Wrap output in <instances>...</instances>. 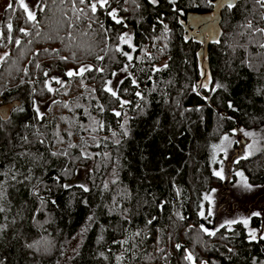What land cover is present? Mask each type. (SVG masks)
<instances>
[{"label":"trees","instance_id":"1","mask_svg":"<svg viewBox=\"0 0 264 264\" xmlns=\"http://www.w3.org/2000/svg\"><path fill=\"white\" fill-rule=\"evenodd\" d=\"M7 1L0 264H55L77 233L65 264H264L258 214L206 225L226 141L264 185V0L221 9L203 62L182 21L214 0Z\"/></svg>","mask_w":264,"mask_h":264},{"label":"rangeland","instance_id":"2","mask_svg":"<svg viewBox=\"0 0 264 264\" xmlns=\"http://www.w3.org/2000/svg\"><path fill=\"white\" fill-rule=\"evenodd\" d=\"M29 8H33L36 0H24ZM8 4L7 0H3L0 4V16L3 7ZM130 29L124 35L126 40L132 41ZM125 71L122 69L117 72L110 82L109 87L111 89L116 88L119 79ZM45 103H38V107L41 111L45 109ZM237 136L235 137V139ZM230 139V138H229ZM234 140L231 139V141ZM237 140V139H236ZM248 141V138H246ZM226 154L221 168V174L223 176V184L213 189L209 195L211 201L210 217L206 219V225L214 228L221 222L232 221L235 219L247 220L252 214L256 213L261 218V225L252 231V236L264 235V185L251 184L239 175L238 178L233 180L230 175L232 170V161L239 154L245 153L247 143L237 142L233 145L230 140L226 141ZM242 146V150L239 152V146ZM239 152V153H238ZM86 167H80L77 169L74 181L84 182ZM81 240V233H77L73 237L69 244L66 246L62 256L55 262V264H65L66 258L70 255L74 249L78 246ZM203 264V263H200Z\"/></svg>","mask_w":264,"mask_h":264},{"label":"water","instance_id":"3","mask_svg":"<svg viewBox=\"0 0 264 264\" xmlns=\"http://www.w3.org/2000/svg\"><path fill=\"white\" fill-rule=\"evenodd\" d=\"M236 1L237 0H214L213 9L211 11L195 14L197 15L198 20L192 27H194L198 31L197 35L200 36L199 39L203 42L199 50L201 55V62H203L205 58L206 48L208 45L209 38L207 34H211L212 30L215 31L219 27L221 9L225 5L234 4ZM17 103L18 102L15 100L10 104H2L0 106V113L5 116L8 115L9 108Z\"/></svg>","mask_w":264,"mask_h":264},{"label":"flooded vegetation","instance_id":"4","mask_svg":"<svg viewBox=\"0 0 264 264\" xmlns=\"http://www.w3.org/2000/svg\"><path fill=\"white\" fill-rule=\"evenodd\" d=\"M197 20H198L197 15H195V14H190V15L188 16L187 20H185V21L183 20V21H182V24L184 25L185 29H190L191 32H192V31H196V32L198 33V31H197L194 27H192L193 25L196 24V21H197ZM12 107H13V106H11V107L9 108V112H10V110L12 109Z\"/></svg>","mask_w":264,"mask_h":264},{"label":"snow or ice","instance_id":"5","mask_svg":"<svg viewBox=\"0 0 264 264\" xmlns=\"http://www.w3.org/2000/svg\"><path fill=\"white\" fill-rule=\"evenodd\" d=\"M84 0H81V3H83ZM12 5L10 4L9 7H11ZM229 7H232L231 4L228 5ZM92 10L95 11L96 10V6L95 4L92 5ZM29 17L31 19H35L33 13L29 12ZM81 71H83V69H81ZM73 73L72 72H69L68 75H72ZM113 95H115V92H113ZM117 115H119V113H117ZM225 139H227V137H225ZM217 175H220V173H216ZM204 231H207V229H204Z\"/></svg>","mask_w":264,"mask_h":264}]
</instances>
